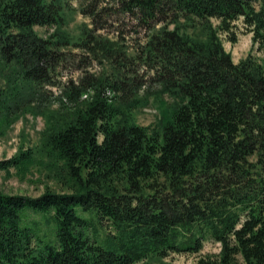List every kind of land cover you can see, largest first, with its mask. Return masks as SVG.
<instances>
[{"label":"trees","instance_id":"trees-1","mask_svg":"<svg viewBox=\"0 0 264 264\" xmlns=\"http://www.w3.org/2000/svg\"><path fill=\"white\" fill-rule=\"evenodd\" d=\"M77 11L90 25L74 37L65 25ZM238 19L263 47L264 0H0V119H46L40 144L0 169L25 178L47 157L72 188L0 189V264L164 262L206 239L220 249L197 264H264V58L235 61L224 47ZM127 36L139 38L132 54ZM91 57L111 70L89 71ZM73 68L80 77L60 81ZM47 86L61 89L58 107ZM150 91L160 112L144 125L134 109ZM29 209L51 214L54 239L34 240ZM92 218L113 230L92 235Z\"/></svg>","mask_w":264,"mask_h":264},{"label":"rangeland","instance_id":"rangeland-1","mask_svg":"<svg viewBox=\"0 0 264 264\" xmlns=\"http://www.w3.org/2000/svg\"><path fill=\"white\" fill-rule=\"evenodd\" d=\"M71 19L67 22L65 27L70 29L74 37H78L81 31V26L83 24L90 25V18L83 15L81 12H72ZM236 30L238 39L237 41H231L226 33H221V38L224 47L232 53V57L235 61L248 56L249 54L264 58V46L261 47L257 42L253 40V32L246 29L243 25L241 19L236 21ZM173 26V25H172ZM55 26L46 27L41 25H36V29L43 35H47L49 32L54 30ZM133 32V29H129ZM111 37H114V33L108 31L103 32ZM137 38H132L127 36L125 39L121 40L123 47L127 50V53L132 54L137 48ZM71 49L77 52H87L86 49L77 46H72ZM89 71L100 75L103 72H109L111 70V62L109 59L104 58H94L91 57V62L87 68ZM5 69L2 68L0 64V86H4L5 82ZM82 69L65 70L63 74L59 75L60 81H65L68 77H73L78 79L82 74ZM141 74L145 77L148 76L146 69H141ZM155 85L150 87V90H154ZM51 89L53 92H48ZM143 89H147L143 86ZM140 91V94H144L146 91ZM48 99L47 102H52V107H58L59 105V95L61 89L58 86H47L46 87ZM88 96V93H84L82 98ZM148 103L134 109L137 121L144 125H152L155 123L159 117V109L157 97L155 92H149ZM169 98V97H168ZM66 100V97L64 98ZM46 119L44 114L38 113L34 114L32 111H26L24 114L20 115L18 118L5 117L0 119V160L5 158H10L16 154L20 147H37L40 144L42 130L45 128ZM49 158L40 157L38 159L39 165L33 166L32 171H30L25 178H21L16 172V168L12 167L10 171L5 169H0V189L9 193H24L37 196L42 194L47 188L59 192L72 191L68 180L66 179L65 172H61L60 169L52 167V162H48ZM79 212L84 214L86 217H92V213L88 211H83L79 208ZM91 219V218H90ZM95 223H90V233L93 235L94 226L97 224L100 235H105L107 230H113L110 224L101 225L96 221ZM24 222L31 226L35 231L34 240L37 241V237H48L54 239L55 233V223L50 213H44L42 211H35L32 209L26 210L24 215ZM220 249V243L206 239L204 246L199 252H172L167 257L163 258L164 262L161 260H152L147 262H138L135 264H197L200 255L210 252H218Z\"/></svg>","mask_w":264,"mask_h":264}]
</instances>
